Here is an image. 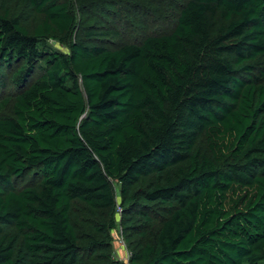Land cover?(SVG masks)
Masks as SVG:
<instances>
[{
	"label": "trees",
	"instance_id": "trees-1",
	"mask_svg": "<svg viewBox=\"0 0 264 264\" xmlns=\"http://www.w3.org/2000/svg\"><path fill=\"white\" fill-rule=\"evenodd\" d=\"M117 234L264 264V0H0V264H124Z\"/></svg>",
	"mask_w": 264,
	"mask_h": 264
},
{
	"label": "rangeland",
	"instance_id": "rangeland-1",
	"mask_svg": "<svg viewBox=\"0 0 264 264\" xmlns=\"http://www.w3.org/2000/svg\"><path fill=\"white\" fill-rule=\"evenodd\" d=\"M89 1V0H87ZM91 1V0H90ZM52 44H55L54 41H52ZM120 236L117 234V238H116V243H115V250L114 251H118L119 250V257L122 258V260L126 259V254H127V249H128V246H127V243L126 245L124 246V244H120L119 241H120ZM129 251V249H128Z\"/></svg>",
	"mask_w": 264,
	"mask_h": 264
},
{
	"label": "built area",
	"instance_id": "built-area-1",
	"mask_svg": "<svg viewBox=\"0 0 264 264\" xmlns=\"http://www.w3.org/2000/svg\"><path fill=\"white\" fill-rule=\"evenodd\" d=\"M117 211H118L119 213H121L122 209H121L120 206L117 207ZM119 238H120L119 243H120V244H124V246H125L126 243H125V240H124L123 236L120 235ZM123 261H124V264H131V262H130V252L128 251V249H127L126 259H124Z\"/></svg>",
	"mask_w": 264,
	"mask_h": 264
}]
</instances>
